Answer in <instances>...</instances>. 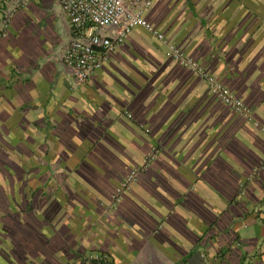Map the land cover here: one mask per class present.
Returning <instances> with one entry per match:
<instances>
[{
	"label": "crops",
	"instance_id": "crops-1",
	"mask_svg": "<svg viewBox=\"0 0 264 264\" xmlns=\"http://www.w3.org/2000/svg\"><path fill=\"white\" fill-rule=\"evenodd\" d=\"M17 13L0 38V215L13 243L0 264H61V208L91 220L99 264H264V0H151L145 13L251 121L142 29L77 87L58 0ZM152 148L107 215L119 177ZM68 248L64 264H83Z\"/></svg>",
	"mask_w": 264,
	"mask_h": 264
},
{
	"label": "built area",
	"instance_id": "built-area-1",
	"mask_svg": "<svg viewBox=\"0 0 264 264\" xmlns=\"http://www.w3.org/2000/svg\"><path fill=\"white\" fill-rule=\"evenodd\" d=\"M58 6L60 18L67 27L61 65L72 75L76 86L85 84L99 72L135 29H142L166 43L145 17L151 0H58ZM167 46L171 57L181 59L173 45L167 43ZM205 79L222 105L245 120H252L250 110L242 101L212 76Z\"/></svg>",
	"mask_w": 264,
	"mask_h": 264
},
{
	"label": "rangeland",
	"instance_id": "rangeland-1",
	"mask_svg": "<svg viewBox=\"0 0 264 264\" xmlns=\"http://www.w3.org/2000/svg\"><path fill=\"white\" fill-rule=\"evenodd\" d=\"M24 6H25V0H0V38H4L2 37L3 34H7V30H8V27L11 21L14 20V18H16L18 14L17 12H19V10H21ZM167 43L168 42L163 43L166 48L167 57L171 59L173 62L177 63L182 68L191 72L193 75L199 77L203 81L205 88L209 92V94H211L212 96L216 98L215 94H213L211 91L210 85L205 79L206 76L211 77L212 75H208L209 73L201 65H199L193 57L189 56L186 52H184L183 49L179 45L168 43L170 45H173L174 48L178 50L179 53L181 54V59L175 60L173 57L170 56L171 54L169 53ZM212 77L221 86L227 88L216 77L214 76ZM127 117L131 119L132 115L128 114ZM149 151L153 152L154 155L156 153V150L154 148L150 149ZM148 164L149 162L145 163V160H144V162H142L141 165L139 166H144L145 168H148L147 167L149 166ZM139 166H132V167L127 168L126 173L123 176L119 177L120 179H118L116 185L112 188L111 191L113 193H115L116 191L117 193L118 188H122L121 190L124 192L123 195L126 192H128L131 189L132 184L136 181L137 176L140 174V172L145 171V170H141ZM132 176L133 178L130 179ZM111 193L109 194L110 203L108 206H104V209L107 215L115 216L117 210L119 209L123 195H122V198H115V195H112ZM61 206L62 205H60V207ZM100 207H103V206H100ZM56 212L57 210L55 211L53 215L54 216L53 219L51 218V221L53 222V225H54L53 229L54 231L57 232V228H58L61 235H63L66 232V234L64 235L67 236L64 241H61V243L63 242L65 247L62 244H60V252H61L59 254L61 255L60 263L64 264V262H67L68 257L70 256V255L68 256V254H70L68 253L70 251V249L68 248V245L70 246V244L73 248L76 247V251L74 253H77V252L81 253L79 254V257L83 264H99V263L105 262L106 256L102 254L103 252L101 250L94 248V243L92 242L93 237L90 236L88 233L89 230L92 228V226L91 228H89L90 224L92 223L91 220L83 218L77 213L74 214L73 212L70 211V209L68 211V210H65V208L64 210L61 208L60 212L58 211V214H56ZM5 220L0 215V261L2 262H4L1 258L2 253L10 252L11 248L13 247V243L12 241H10L11 235L8 234L7 227L4 225ZM83 224L85 225L83 226ZM86 241H88L89 243H87ZM4 260L6 261L7 259L4 258ZM55 262H59V260L56 259Z\"/></svg>",
	"mask_w": 264,
	"mask_h": 264
},
{
	"label": "trees",
	"instance_id": "trees-1",
	"mask_svg": "<svg viewBox=\"0 0 264 264\" xmlns=\"http://www.w3.org/2000/svg\"><path fill=\"white\" fill-rule=\"evenodd\" d=\"M208 75H210V74H208ZM154 156V153L153 152H149L148 153V155L146 156V158H145V163L147 162H149V164L148 165H150V161L153 159L152 157ZM147 167H149V166H147ZM139 168L141 169V170H147L148 168H145L144 166H139ZM132 169V168H131ZM140 170V171H141ZM129 173V172H128ZM138 173H139V171H138ZM134 174H135V172H134ZM133 177V176H132ZM122 188H118V190H117V193H116V191H115V193H111L112 195H115V198H122V195H123V191L121 190Z\"/></svg>",
	"mask_w": 264,
	"mask_h": 264
}]
</instances>
